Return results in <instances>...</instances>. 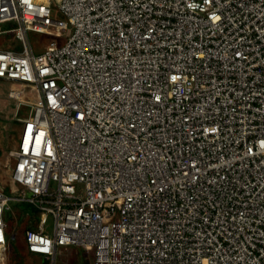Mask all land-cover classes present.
I'll return each mask as SVG.
<instances>
[{
  "label": "built area",
  "instance_id": "1",
  "mask_svg": "<svg viewBox=\"0 0 264 264\" xmlns=\"http://www.w3.org/2000/svg\"><path fill=\"white\" fill-rule=\"evenodd\" d=\"M30 32L56 40L35 54ZM10 35L0 82L34 101L10 153L21 189L0 186V262L14 204L29 226L11 240L51 264L71 247L264 264V0H0Z\"/></svg>",
  "mask_w": 264,
  "mask_h": 264
},
{
  "label": "rangeland",
  "instance_id": "2",
  "mask_svg": "<svg viewBox=\"0 0 264 264\" xmlns=\"http://www.w3.org/2000/svg\"><path fill=\"white\" fill-rule=\"evenodd\" d=\"M10 26V25H9ZM8 28V27H6ZM56 40L46 34L35 32L29 33V41L35 54L42 53L50 43ZM59 45L67 41L65 36L59 39ZM19 41L14 35L0 36V50L18 49ZM16 87L12 83L0 82V185L5 186L8 195H12L16 190L21 189L20 186H14L11 182V172L16 165L15 159H10L12 150L18 149L22 124L20 120L27 119L31 111V104L28 102L31 98H27L19 108V101L11 98L9 92ZM18 89H21L18 87ZM13 211L7 219L8 224V245L10 250L6 251L4 257L5 264H50V262L41 259L42 256L30 254L27 252L25 245L21 240L12 239L16 234L18 237H23L28 219L21 214L25 207L20 205H12ZM17 208V210L15 209ZM53 221L49 218V226L47 231L52 232ZM92 253L85 252L74 247L60 248L56 258V264H91Z\"/></svg>",
  "mask_w": 264,
  "mask_h": 264
},
{
  "label": "crops",
  "instance_id": "3",
  "mask_svg": "<svg viewBox=\"0 0 264 264\" xmlns=\"http://www.w3.org/2000/svg\"><path fill=\"white\" fill-rule=\"evenodd\" d=\"M0 186H2V185H0ZM2 187H4L5 188V186H2ZM25 207V210H26V207H28L29 208V206L28 205H21V207ZM25 210H23V211H25ZM23 211L21 212V214L23 215ZM27 224H28V222H27ZM28 226L29 225H26V228H28ZM77 249H80V248H77ZM43 258V257H42ZM43 259H45V258H43ZM46 261H49V260H47V259H45ZM93 260V259H92ZM92 260H91V262H92ZM4 261V260H3ZM50 262V261H49ZM50 264H51V262H50Z\"/></svg>",
  "mask_w": 264,
  "mask_h": 264
},
{
  "label": "trees",
  "instance_id": "4",
  "mask_svg": "<svg viewBox=\"0 0 264 264\" xmlns=\"http://www.w3.org/2000/svg\"><path fill=\"white\" fill-rule=\"evenodd\" d=\"M11 159V158H10ZM4 192L6 193L7 192V190L4 188ZM23 207V206H22ZM26 208H28V207H26ZM93 255V254H92ZM92 258H93V256H92ZM41 259H43V258H41ZM47 263H48V261H47ZM85 264H88L87 262L85 263ZM91 264H92V262H91Z\"/></svg>",
  "mask_w": 264,
  "mask_h": 264
},
{
  "label": "bare ground",
  "instance_id": "5",
  "mask_svg": "<svg viewBox=\"0 0 264 264\" xmlns=\"http://www.w3.org/2000/svg\"><path fill=\"white\" fill-rule=\"evenodd\" d=\"M30 100L32 101L33 99H30ZM0 264H5V260L3 262H0Z\"/></svg>",
  "mask_w": 264,
  "mask_h": 264
}]
</instances>
